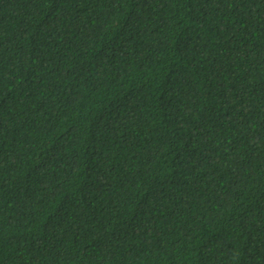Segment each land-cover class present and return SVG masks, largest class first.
I'll return each instance as SVG.
<instances>
[{
	"label": "trees",
	"instance_id": "trees-1",
	"mask_svg": "<svg viewBox=\"0 0 264 264\" xmlns=\"http://www.w3.org/2000/svg\"><path fill=\"white\" fill-rule=\"evenodd\" d=\"M0 264H264V0H0Z\"/></svg>",
	"mask_w": 264,
	"mask_h": 264
}]
</instances>
